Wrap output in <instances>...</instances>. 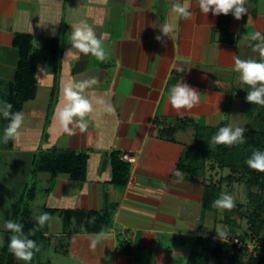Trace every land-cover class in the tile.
Instances as JSON below:
<instances>
[{
    "label": "crops",
    "instance_id": "0c3cea01",
    "mask_svg": "<svg viewBox=\"0 0 264 264\" xmlns=\"http://www.w3.org/2000/svg\"><path fill=\"white\" fill-rule=\"evenodd\" d=\"M176 2L0 0V101L11 103L19 83L17 36H28L25 60L31 65L35 84L34 96L22 101L17 110L24 115L21 136L6 145L29 154L31 176L37 179L43 174L48 183L39 215H57L63 223L53 225L55 231L48 233L56 237L51 247L55 264L64 256L73 261L68 264H94L86 255L88 238H79L92 211L111 215L102 231L106 238L97 245L101 251L94 254L96 264H187L191 253L202 246L199 238L210 236L216 211L203 209L204 184L184 177L177 182L173 174L155 168L150 155L156 142L168 137L165 131L169 128L174 129L176 141L190 145L195 124L216 126L226 121L237 127L230 120L237 101L240 111L250 118L246 101L250 88L233 71L234 57L260 59L253 51L257 42L250 40L249 34H264V0H247L248 14L240 20L231 13L213 16L210 11L205 15L196 0H179L192 12V18L184 20L171 12ZM221 17L228 19L230 43L220 40ZM79 20H86L98 37L103 35L107 61L83 54L78 59L65 56L71 48V25ZM164 24L173 26L168 36L160 31ZM157 35L161 41L155 39ZM38 66L46 69V76L38 72ZM92 77L98 84L86 94L104 97L115 112L93 114L85 132L77 129L69 136L55 119L63 83ZM181 81L201 96L196 107L177 112L168 103V95ZM1 121L3 134L8 121ZM67 151L84 157L83 174L76 178L68 172L51 174L52 163ZM38 154L45 159L41 165L50 167L33 174V160ZM118 160L129 166L123 184L114 179L113 165ZM210 174L216 179L214 172L206 177ZM25 188L31 190L28 207L33 212L30 202L36 196V181L15 195L10 204L11 220L12 203ZM32 217L36 220L37 216ZM59 236L70 239L67 245H56Z\"/></svg>",
    "mask_w": 264,
    "mask_h": 264
},
{
    "label": "trees",
    "instance_id": "16d2710c",
    "mask_svg": "<svg viewBox=\"0 0 264 264\" xmlns=\"http://www.w3.org/2000/svg\"><path fill=\"white\" fill-rule=\"evenodd\" d=\"M219 27L221 30L220 40L227 43L232 42V36L228 31V19L221 17L219 19ZM15 43L19 46L20 62H19V83L15 86V94L11 101L14 106L13 111H17L21 102L32 98L34 96L35 84L31 77L32 69L29 62L25 60V52L28 47V36H17ZM28 65V67H25ZM25 75V76H24ZM24 76V78H23ZM248 105V113L251 120L257 121V128L245 129V143L233 145L231 147L225 145H213L211 143V137L218 132V129L223 126H228L226 121H221L216 126H207L202 124L194 125L193 142L188 145L176 141L173 137V128H169L165 133L167 138H160L154 147L150 156L154 161L152 164L155 168H161L166 170L168 174H173L177 169L182 171L184 178L189 180L200 181L205 186V193L203 197V209H210L217 211L218 208L212 207V202L219 198L222 190V178L216 181L212 174L207 178L208 172L218 173L219 170L227 168L229 174L226 176L229 180L240 181V175L245 176V183L248 188L256 187L258 191L250 190L248 192V200L252 206V211L248 215V221L250 222V229L258 232L264 227V173L257 172L250 169L245 163L251 156L254 149L264 151V107H260V110L256 113L254 107ZM256 116V117H255ZM182 125V124H181ZM184 126V124H183ZM180 127V126H179ZM44 158L38 154L33 160L32 173L36 174L38 171H48L49 165L42 166ZM84 157L80 154H75L72 151L62 152L60 157L55 163H52L51 174L54 175L57 172H68L71 177L76 178L83 174ZM47 168V169H46ZM114 179L123 184L126 182L129 174V166L120 160L113 165ZM240 173V175L236 173ZM221 177V176H220ZM30 188H25L20 192L16 200L11 206V218L12 221L22 223L25 233L28 230L37 228V222L33 219L32 214L28 207V200L30 199ZM91 218H95L94 222L89 223ZM111 219V215L107 211H92L87 215L86 227L84 234H80V240L88 238L89 242L93 239L92 236H96L100 232L104 231L108 226ZM231 224V223H230ZM232 227L229 228L228 233L231 234ZM42 233V229L36 232L31 239L37 241L38 236ZM11 233L5 230L3 235V242L0 245V264H14L15 256L8 250V243ZM200 243L205 245L208 242V238H199ZM241 242V241H240ZM242 243V242H241ZM90 245V244H89ZM86 248V255L89 260L94 264L97 262L96 254L101 251L97 247L93 250L90 246ZM241 247H248V244L242 243L240 247L236 244H232L231 249H227L223 255L220 247L213 248L211 251L214 256L220 261L228 260L232 264H264V257L260 256L256 246L251 250L246 260H242L239 254ZM243 249V248H242ZM105 264V263H104ZM187 264H208L207 259L202 253L192 252L189 256Z\"/></svg>",
    "mask_w": 264,
    "mask_h": 264
},
{
    "label": "clouds",
    "instance_id": "9594fccd",
    "mask_svg": "<svg viewBox=\"0 0 264 264\" xmlns=\"http://www.w3.org/2000/svg\"><path fill=\"white\" fill-rule=\"evenodd\" d=\"M201 13L207 15L210 11L213 16L228 15L231 13L236 20H240L248 14V8L245 6L247 0H196ZM171 12L178 18L190 20L192 12L187 3L176 2L171 5ZM70 33L71 48L65 53V56H75L77 59L80 54L85 56L91 55L97 61H107L108 54L103 45V35L98 37L94 28L86 21L79 20L71 25ZM160 31L164 36L173 31V26L164 24ZM252 41H256L253 45V51L259 53L260 59H241L234 57L233 71L239 74V80L249 86L246 101L264 106V34L259 31L249 34ZM157 41H161L162 37L157 35ZM38 72L47 75L45 68L38 66ZM183 71L182 68H177ZM39 78V76H37ZM40 79V78H39ZM98 84L95 77L75 80L71 79L63 83L62 100L55 110V119L59 127L69 136L76 134L79 129L81 133L88 128V118L99 112L100 115L114 114L115 108L102 96L94 93L86 94V91L92 89ZM201 94L197 89L189 86L187 83L179 82L174 84L168 95V103L172 109L177 112L181 110H191L200 103ZM13 105L7 101H0V116L8 121L7 126L3 129L2 142L7 144L10 140H17L21 136V130L24 125V115L20 111H13ZM245 128L232 127L231 125L223 126L218 132L211 137L213 145L233 146L245 143ZM247 166L260 173H264V151L254 149L251 156L245 162ZM173 176L177 178V182L183 180L184 174L180 170L173 172ZM166 187V185H165ZM212 207L221 210H232L235 207V199L232 195L221 193L219 198L212 202ZM50 215L47 212L36 217L38 227L24 231L22 223L8 220L5 223L6 229L11 233L8 243V250L16 259L30 264L34 255L40 251V246L31 236H34L39 228H42L49 220ZM95 218H91L89 223L94 222ZM218 238L222 241L228 240V231L226 229H218L216 231ZM106 238L104 232H100L90 241V248L95 249L97 245Z\"/></svg>",
    "mask_w": 264,
    "mask_h": 264
},
{
    "label": "rangeland",
    "instance_id": "374dc122",
    "mask_svg": "<svg viewBox=\"0 0 264 264\" xmlns=\"http://www.w3.org/2000/svg\"><path fill=\"white\" fill-rule=\"evenodd\" d=\"M239 105L240 103L237 101L233 107L232 116L230 118L231 123L235 126L244 128H257L255 123L258 124V122L254 120L252 121L251 118L245 114V112H241ZM251 106L255 108L254 111L256 113L260 110V107H264L255 104H252ZM1 120H3V117L0 116V122H2ZM2 136L3 134H0V245L3 237V231L6 230L5 223L6 221L11 220L10 204L14 200L17 192H19L24 185L29 187L33 181H36V196L34 200L30 202V207L33 211L32 214L36 217L42 212L45 197L43 189L48 185L47 181H45V177H43V174H39L37 179H33L31 176V173L28 171L30 168V163L27 159L29 154H26L21 150L9 148L8 145L2 142ZM184 137H186V135H184ZM240 173L241 172H237L236 174L240 175ZM228 174V169L219 170L215 180L219 181V178H222L221 183L223 193L230 194L234 197L235 207L230 211L218 209L214 214H212V223L210 224L208 230V234L210 235L207 237L208 242L199 247L196 251L197 253H202L205 256L208 264H232L228 260L219 262L211 251L214 247H220L222 249L221 255H223L227 249H231L232 238H237L243 244L246 243L251 245L248 247H241L239 250L242 260H246L251 250L255 249V246L259 252L258 254L264 257V227H262V229L258 232L252 231L253 229H250V222L248 221V215L252 211V206L248 200V192L250 190L258 191V189L256 187L248 188L245 183L244 175H240V178H242L240 181H232L226 177ZM57 218H59L57 215L52 217L42 227L43 236L41 237V235H39L36 241L40 246V251L34 255L30 264H55L53 262L54 260L52 261V255H54V252L51 247L52 243H55L54 240L56 237L54 238L48 233L55 231L53 229V225H63L62 220ZM64 226L66 229L68 228L67 225ZM230 227H232V232L231 234L228 233V240H220L216 231L218 229H226L229 231ZM56 231L60 232L61 228ZM57 238L58 242L56 245H58V247L60 246V243H62V245H67L70 240L67 237L62 239V237L59 236ZM66 259L67 258L64 256L61 260L57 261V264H68L70 260L67 261ZM72 262L73 261H70V263ZM14 264H25V262L15 258Z\"/></svg>",
    "mask_w": 264,
    "mask_h": 264
},
{
    "label": "built area",
    "instance_id": "2783aa9c",
    "mask_svg": "<svg viewBox=\"0 0 264 264\" xmlns=\"http://www.w3.org/2000/svg\"><path fill=\"white\" fill-rule=\"evenodd\" d=\"M124 157H126V155H125ZM231 243H232V244H236L237 247H240V246L242 245V243H241L237 238H232V239H231ZM248 246H251V245L248 244Z\"/></svg>",
    "mask_w": 264,
    "mask_h": 264
}]
</instances>
